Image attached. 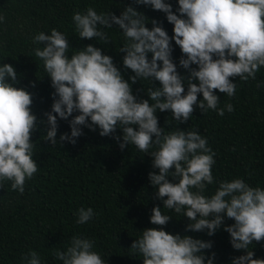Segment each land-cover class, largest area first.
<instances>
[{
	"label": "clouds",
	"instance_id": "clouds-1",
	"mask_svg": "<svg viewBox=\"0 0 264 264\" xmlns=\"http://www.w3.org/2000/svg\"><path fill=\"white\" fill-rule=\"evenodd\" d=\"M135 3L165 13L174 26L173 37L155 19L151 21L153 26L147 27L148 18L131 5L119 16L112 12L98 14L93 7L73 14L81 39L97 38L107 44L110 40L103 28L115 24L122 29L126 41L120 49L125 53L123 66L134 73L129 79L124 78L112 56L93 44L75 50L69 57L70 45L64 33L53 28L50 35L40 32L33 37L35 44H43L34 52L43 61L54 89L51 111L45 113L49 126L45 140L57 143L59 117L68 120L71 128L70 134L59 136L60 143L75 144L84 134L81 126H85L93 131L98 127L101 136H112L121 150L133 144L149 153L155 146L150 156L159 172H150L149 179L158 186L156 197L163 201V208L186 216V231L206 229L209 236L221 228L225 216L234 220L224 229L230 234L232 247L246 254L233 258L231 264H264V259L254 258L249 250L254 241H264V189L236 178L221 181L213 195H205L207 185L215 182L211 169L216 153L197 131L178 127L165 133L156 115L157 110H170L177 122H187L194 106L202 112L214 110L219 116L225 109L234 111L231 103L218 108L215 90L233 97V78L255 79L264 66V0H178L175 12L165 0ZM3 19L0 16V21ZM173 39L183 53L179 64L189 70L187 76H182L173 62ZM148 53H152L150 60ZM193 64L198 67H190ZM141 78L159 81V87L147 90L154 103L133 94L132 84ZM17 82L15 67L0 64V187L11 181L12 190L23 193L26 181L38 171L32 140L38 120L32 111L33 94L15 86ZM198 93H202V100H198ZM117 128L122 130V140L114 135ZM170 176L178 182H171ZM94 215L91 207H81L76 223L85 224ZM170 219V215L162 214L160 206L153 207V225L164 226ZM93 248L90 238L73 236L66 251L53 254L63 264H105ZM131 248L142 255L143 264H214L216 256L212 252L206 257L203 251L212 248V241L172 234L164 227L145 228ZM25 259L27 264H41L35 250H29Z\"/></svg>",
	"mask_w": 264,
	"mask_h": 264
},
{
	"label": "trees",
	"instance_id": "trees-1",
	"mask_svg": "<svg viewBox=\"0 0 264 264\" xmlns=\"http://www.w3.org/2000/svg\"><path fill=\"white\" fill-rule=\"evenodd\" d=\"M165 2L172 4L174 12L179 7L178 0ZM129 5L148 18L147 27L151 28V21L155 19L169 37H173L174 26L167 21L165 13L150 5L136 4L135 0H0V16L4 17L0 21V64L9 63L15 67L18 80L15 86L24 87L33 94L32 111L38 120V129L32 135L37 173L26 181L23 193L12 190L11 181L0 187V264H27L25 257L29 250L40 255L41 264H63L53 253L66 251L73 236L93 240V250L101 255L105 264H143L142 255L132 249L131 244L150 227H164L172 234L212 241V248L203 251L206 257L215 252L214 264H231L233 258L246 254L245 250L232 247L230 234L224 229L234 220L225 216L221 228L209 236L206 229L186 231L188 218L163 208V201L156 197L158 186L154 187L149 179L150 172H159L153 168L150 156L155 146L149 153L133 144L121 150L112 136H101L98 127L93 131L85 126H81L84 134L75 144L60 143L59 136L65 132L70 134L71 128L68 120L59 117L57 143L52 145L45 140L49 127L45 113L51 111L54 89L43 61L34 52L43 44H35L33 37L40 32L50 35L55 28L69 41V57L75 50L93 44L112 56L124 78L129 79L134 73L123 66L125 53L120 49L126 41L122 29L115 24L112 28H103L110 43L101 44L97 38L81 39L73 21L74 12H84L88 7H93L98 14L112 12L119 16ZM171 43L177 71L187 76L189 70L179 64L183 53L174 39ZM147 55L150 60L152 53ZM233 82L236 84L233 97L215 90L219 96L218 108L228 103L234 108L232 112L225 109L223 116L211 109L202 112L198 106H194L187 122H177L170 110H157L156 113L165 133L178 127L197 131L216 153L211 169L215 182L207 185V196L215 193L221 181L236 178L243 179L251 187L264 189V66L260 67L255 79L250 77L243 81L235 77ZM159 86V81L141 78L132 84L133 94L154 103L147 96V90ZM184 87L186 93L187 81ZM202 99V93H198V100ZM114 135L122 140L121 129L117 128ZM169 180L178 182V178L171 176ZM154 206H160L162 214L171 216L166 225L150 222ZM81 207H91L95 213L85 224L76 223ZM249 250L254 252V258L264 259V241H254Z\"/></svg>",
	"mask_w": 264,
	"mask_h": 264
}]
</instances>
